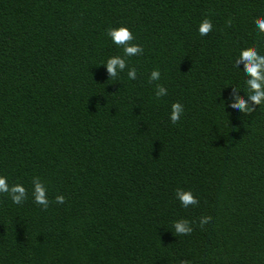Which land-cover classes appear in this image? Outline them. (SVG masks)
Segmentation results:
<instances>
[{"label": "trees", "instance_id": "trees-1", "mask_svg": "<svg viewBox=\"0 0 264 264\" xmlns=\"http://www.w3.org/2000/svg\"><path fill=\"white\" fill-rule=\"evenodd\" d=\"M261 18L264 0H0V175L27 193H0V264H264V105L223 102L242 90L238 50L264 54ZM121 25L144 49L133 81L101 65Z\"/></svg>", "mask_w": 264, "mask_h": 264}, {"label": "clouds", "instance_id": "clouds-1", "mask_svg": "<svg viewBox=\"0 0 264 264\" xmlns=\"http://www.w3.org/2000/svg\"><path fill=\"white\" fill-rule=\"evenodd\" d=\"M213 28L211 21L207 18L202 20L198 26V33L201 36L207 35ZM254 28L258 35L264 34V18L258 19L254 23ZM106 36L118 49H122V55L110 56L101 65L105 66L110 79L116 78L121 73H126L129 81L136 80L137 71L134 67L128 66L126 58L135 57L143 54V47L138 43H133L135 37L133 32L125 25L119 27H109ZM233 68L241 73L240 86H233L231 97L227 101L226 106L231 108L232 112L250 114L254 111L253 105H264V54L255 48H242L238 50V54L233 61ZM161 79L159 69H153L148 77L149 83L156 82ZM244 93L247 99L240 95ZM167 95V89L157 83L155 86V96L157 98ZM251 102V103H250ZM184 112V106L180 102L171 104L168 119L172 124H176ZM0 193H7L14 204H21L26 199V189L22 184L9 185L7 177L0 175ZM175 199L183 208L190 205L198 204L197 199L190 190L177 188L174 193ZM32 198L36 204L48 207L49 200L47 197V188L39 177L32 178ZM65 197L57 195L56 203H64ZM211 223L207 217L200 219V227ZM172 229L176 235L191 234L193 227L187 219L175 220Z\"/></svg>", "mask_w": 264, "mask_h": 264}]
</instances>
